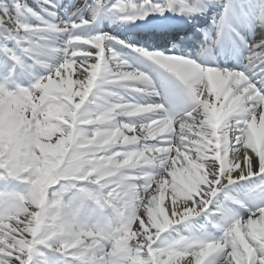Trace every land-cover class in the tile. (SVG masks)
Returning <instances> with one entry per match:
<instances>
[{
	"label": "snow or ice",
	"instance_id": "snow-or-ice-1",
	"mask_svg": "<svg viewBox=\"0 0 264 264\" xmlns=\"http://www.w3.org/2000/svg\"><path fill=\"white\" fill-rule=\"evenodd\" d=\"M0 264H264V0H0Z\"/></svg>",
	"mask_w": 264,
	"mask_h": 264
}]
</instances>
